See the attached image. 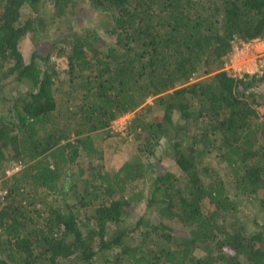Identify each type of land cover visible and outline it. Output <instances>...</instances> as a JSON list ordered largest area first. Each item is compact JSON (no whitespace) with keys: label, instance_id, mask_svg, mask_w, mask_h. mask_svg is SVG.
<instances>
[{"label":"trees","instance_id":"obj_1","mask_svg":"<svg viewBox=\"0 0 264 264\" xmlns=\"http://www.w3.org/2000/svg\"><path fill=\"white\" fill-rule=\"evenodd\" d=\"M262 38L264 0H0V264H264V225L236 216L241 198L264 211V66L223 70ZM130 113L179 177L138 160L95 174L94 136Z\"/></svg>","mask_w":264,"mask_h":264},{"label":"rangeland","instance_id":"obj_2","mask_svg":"<svg viewBox=\"0 0 264 264\" xmlns=\"http://www.w3.org/2000/svg\"><path fill=\"white\" fill-rule=\"evenodd\" d=\"M47 5L48 4L45 5L44 11L48 15L50 14L51 9L50 6L48 7ZM84 6L86 5L84 4ZM24 14L26 15L27 13L25 12ZM80 16L82 18L85 16L88 17L86 20L87 27H93L96 25V20H92L95 15L90 9H85L83 12H81ZM30 42L31 40L29 39V35H27L20 44V51L23 54L24 60L28 59L29 57V50L31 47ZM52 61L58 70L66 68L65 60L63 58L54 57L52 58ZM224 61L223 70H226L232 75L240 76L243 73H255L256 71L260 70L264 64V38L256 39L248 43H234L232 50L225 57ZM147 105L152 107L150 112H148L149 119L160 114L158 107L153 104L152 99L147 101ZM258 110L263 112L264 107H261ZM135 114L136 113H130L124 115L123 117L117 119L114 124L112 123V126L110 125L107 129L94 136L93 144L100 150V157L99 159L95 160L94 164L95 174H106L109 177H112L113 173H115L119 169L120 165H122L124 162L128 161L133 163L134 161L138 160V162H143V164L150 163L153 165L154 174H149L150 176L162 174L164 171L170 170L176 177H179L181 172L176 166L171 165L173 161L171 151H167L163 146H161V149L157 148L156 154L153 157L148 156L147 150H145V148L142 146V139L140 137L138 138L136 133L130 130V122L133 117H135ZM183 141H185V137ZM140 148L141 151L139 152ZM81 162L82 168L79 173L77 170L74 172L72 180L80 181L86 177H91V173L87 172L88 170L86 160ZM205 163L210 165L218 172V174L223 176V165H220L216 158L212 157L206 160ZM149 175H147V177ZM1 180L2 178L0 181ZM146 182L149 183V181ZM138 187H141L140 183L138 184ZM240 200L241 202L239 205V211L237 212L238 215L236 216L239 218L241 217L240 220H243V222L247 223V230L252 233L253 230H257L252 225L253 218H256L260 225H264V211L259 208L257 204L249 200H245V198H241ZM143 210L144 203H141L138 208V212L132 211V214L130 215V221H132L131 223H133L142 214ZM144 215L147 226H150L152 222L157 220L156 215L153 213H145ZM174 233L177 234V230H175ZM196 254L197 256H202L204 253L199 251Z\"/></svg>","mask_w":264,"mask_h":264},{"label":"built area","instance_id":"obj_3","mask_svg":"<svg viewBox=\"0 0 264 264\" xmlns=\"http://www.w3.org/2000/svg\"><path fill=\"white\" fill-rule=\"evenodd\" d=\"M263 66H264V64L262 65V67ZM262 67H261L260 70H258L256 72L261 73L262 72ZM115 122H116V120L113 121L112 123L114 124ZM112 123L110 124L111 126L113 125ZM21 168H22V165L20 163L11 164L7 169H5L3 179H7L8 177H11L13 174H15L18 171H20ZM3 193H4L3 191H0V195H3Z\"/></svg>","mask_w":264,"mask_h":264}]
</instances>
